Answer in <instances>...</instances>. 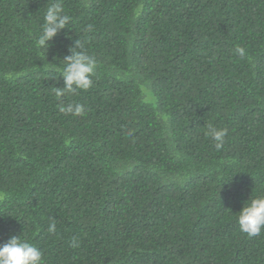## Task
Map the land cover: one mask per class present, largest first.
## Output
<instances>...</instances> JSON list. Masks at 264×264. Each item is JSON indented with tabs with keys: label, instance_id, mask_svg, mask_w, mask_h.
Masks as SVG:
<instances>
[{
	"label": "trees",
	"instance_id": "trees-1",
	"mask_svg": "<svg viewBox=\"0 0 264 264\" xmlns=\"http://www.w3.org/2000/svg\"><path fill=\"white\" fill-rule=\"evenodd\" d=\"M52 2L0 0V244L20 234L43 264H264V229L236 219L264 195V0H61L71 21L42 48ZM76 41L92 86L57 98Z\"/></svg>",
	"mask_w": 264,
	"mask_h": 264
},
{
	"label": "clouds",
	"instance_id": "clouds-1",
	"mask_svg": "<svg viewBox=\"0 0 264 264\" xmlns=\"http://www.w3.org/2000/svg\"><path fill=\"white\" fill-rule=\"evenodd\" d=\"M71 21L63 7L61 0H54L50 3L44 13V23L41 34L36 41L37 45L47 48L46 42L50 41ZM79 49V50H77ZM243 55V50H237ZM70 54L63 57L64 65L60 70V76L63 78V86L56 87L55 95L57 98L66 94H74L77 90H87L92 86V76L95 73L97 61L95 57L87 54L83 43L76 41ZM61 111L82 115L84 112L81 105L61 106ZM228 130L226 128L217 129L209 125L206 133L213 141L217 150L224 145V139ZM240 231L248 237H255L261 234L264 229V195H257L248 199L239 209L236 217ZM56 224L51 222L48 226L49 232H55ZM72 247L78 244L73 238ZM0 264H43V253L34 244L22 235H12L6 242L0 244Z\"/></svg>",
	"mask_w": 264,
	"mask_h": 264
}]
</instances>
